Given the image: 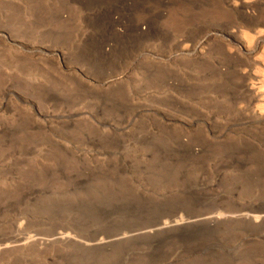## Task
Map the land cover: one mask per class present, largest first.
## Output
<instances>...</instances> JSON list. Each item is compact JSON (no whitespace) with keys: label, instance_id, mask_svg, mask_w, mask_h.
I'll return each mask as SVG.
<instances>
[{"label":"rangeland","instance_id":"1","mask_svg":"<svg viewBox=\"0 0 264 264\" xmlns=\"http://www.w3.org/2000/svg\"><path fill=\"white\" fill-rule=\"evenodd\" d=\"M258 215L264 0H0V264H264Z\"/></svg>","mask_w":264,"mask_h":264},{"label":"bare ground","instance_id":"2","mask_svg":"<svg viewBox=\"0 0 264 264\" xmlns=\"http://www.w3.org/2000/svg\"><path fill=\"white\" fill-rule=\"evenodd\" d=\"M116 1V0H115ZM116 4L117 3H120V2H115ZM114 4V3H113ZM119 8V7H118ZM260 109V108H259ZM257 110H258V108H257ZM262 109H260L259 111H258V113L260 114V113H262V111H261ZM261 111V112H260ZM255 112H256V110H255ZM261 116V115H260ZM258 218H263L264 219V216H259L258 215ZM214 219H216V216L214 217H212V216H210V217H205V218H202L201 217V219H198V218H196V220L195 219H189V220H187V221H182V222H178V221H170V222H162V224H160L158 227L156 226V228H154V229H151V230H147V231H142V232H140V233H137V234H134V235H131V237H136V236H141V235H151L152 233L153 234H155V233H160L161 231H164V230H166V229H172V228H177V227H179L180 225H195V224H198V223H203V222H208V224H209V222H211L212 220H214ZM133 234V233H132ZM185 235V234H184ZM194 235V234H193ZM182 236V235H181ZM192 236V235H191ZM200 236V235H199ZM204 236V235H203ZM74 237V236H73ZM126 237H128V236H126V235H124L123 237H120V238H116V239H114V240H100V241H98V242H96V243H94V244H91V245H101V244H113V243H115V242H118V241H122V240H124V239H127ZM177 237V236H176ZM178 238H182V237H178ZM186 238V237H185ZM188 238V237H187ZM192 238H193V236H192ZM77 239V238H76ZM184 239V238H183ZM82 240V239H81ZM187 240V239H186ZM160 242H161V240H159V241H157L156 243H158V244H160Z\"/></svg>","mask_w":264,"mask_h":264}]
</instances>
